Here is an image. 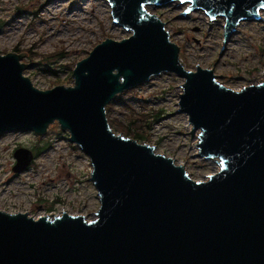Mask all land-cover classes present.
Returning a JSON list of instances; mask_svg holds the SVG:
<instances>
[{
	"label": "water",
	"instance_id": "95a60500",
	"mask_svg": "<svg viewBox=\"0 0 264 264\" xmlns=\"http://www.w3.org/2000/svg\"><path fill=\"white\" fill-rule=\"evenodd\" d=\"M107 1L113 23L131 34L96 44L76 62L72 85L39 89L22 55L0 53V133L41 136L56 122L87 155L99 201L91 219L0 209V264H264V82L236 90L212 68L186 69L165 22L147 9L179 1L189 4L184 15L223 16L226 46L240 21L260 17L264 0ZM161 73L184 80L177 109L190 137L199 130L195 156L218 165L205 180L107 120L114 97ZM33 156L16 148L12 171Z\"/></svg>",
	"mask_w": 264,
	"mask_h": 264
},
{
	"label": "rangeland",
	"instance_id": "374dc122",
	"mask_svg": "<svg viewBox=\"0 0 264 264\" xmlns=\"http://www.w3.org/2000/svg\"><path fill=\"white\" fill-rule=\"evenodd\" d=\"M53 5L57 8L52 10ZM188 6L174 1L147 8L165 22L184 67L212 68L222 76L216 78L218 82L236 90L258 84L255 78L264 75V10L258 12L259 18L240 21L225 46L224 17H210L202 9L184 15ZM130 34L113 23L107 0H0V53L22 55L20 61L31 64L23 74L39 89L72 85L70 74L76 62L96 44L107 37L120 40ZM183 81L173 73L152 76L118 95L129 108L111 103L114 97L107 104L111 108L106 116L121 125L127 123L131 111L137 126L149 119L150 124L140 128L145 136L141 142L182 164L192 179L205 180L218 165L213 159L195 156L199 130L190 137L193 129L188 117L177 109ZM158 110L155 120L153 114ZM17 147L32 150L34 156L27 168L14 173ZM90 169L87 155L68 141V132L56 122L41 136L31 131L0 133V209L33 217L58 215L63 210L91 219L99 201L89 179Z\"/></svg>",
	"mask_w": 264,
	"mask_h": 264
},
{
	"label": "trees",
	"instance_id": "16d2710c",
	"mask_svg": "<svg viewBox=\"0 0 264 264\" xmlns=\"http://www.w3.org/2000/svg\"><path fill=\"white\" fill-rule=\"evenodd\" d=\"M111 103H119L120 105L126 107V108H129V105L128 103L126 102V99L123 98V96H116L115 99L113 100V102ZM108 108H111V105H107L105 107L106 109V114H107V111H108ZM158 111L155 112L154 117L153 119L157 120L156 118H159L158 116ZM128 117V121L127 123L125 124H119L118 122H116V120H114L113 118H110L108 119V122L110 124V127L113 129V130H119L122 132V134H124L125 136H129L130 138H134L136 140H138L139 142L141 141H144L145 140V136L143 135V131L140 129L141 127H147L148 124H150V120L147 119L145 120V122H143V124H139V126H137V124L135 123V120L136 118L133 117L132 115V111L127 115ZM120 121V120H119ZM144 125V126H143Z\"/></svg>",
	"mask_w": 264,
	"mask_h": 264
},
{
	"label": "bare ground",
	"instance_id": "6f19581e",
	"mask_svg": "<svg viewBox=\"0 0 264 264\" xmlns=\"http://www.w3.org/2000/svg\"><path fill=\"white\" fill-rule=\"evenodd\" d=\"M57 8V6H55V5H53V6H51V9L53 10V9H56ZM264 80V75L263 76H261V75H258L256 78H255V82H257V83H259V82H262Z\"/></svg>",
	"mask_w": 264,
	"mask_h": 264
},
{
	"label": "snow or ice",
	"instance_id": "6c2138e0",
	"mask_svg": "<svg viewBox=\"0 0 264 264\" xmlns=\"http://www.w3.org/2000/svg\"><path fill=\"white\" fill-rule=\"evenodd\" d=\"M143 5H141V7H142ZM262 7H264V5H262Z\"/></svg>",
	"mask_w": 264,
	"mask_h": 264
}]
</instances>
